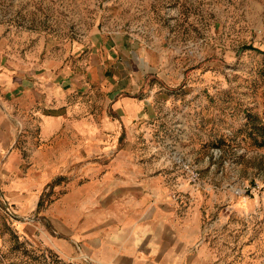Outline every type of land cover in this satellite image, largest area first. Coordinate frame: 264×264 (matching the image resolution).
Segmentation results:
<instances>
[{
    "label": "rangeland",
    "instance_id": "1",
    "mask_svg": "<svg viewBox=\"0 0 264 264\" xmlns=\"http://www.w3.org/2000/svg\"><path fill=\"white\" fill-rule=\"evenodd\" d=\"M0 44L98 128L113 103H144L93 159L125 150L201 206L207 264H264V0H0ZM27 220L0 201V264H96Z\"/></svg>",
    "mask_w": 264,
    "mask_h": 264
},
{
    "label": "crops",
    "instance_id": "2",
    "mask_svg": "<svg viewBox=\"0 0 264 264\" xmlns=\"http://www.w3.org/2000/svg\"><path fill=\"white\" fill-rule=\"evenodd\" d=\"M45 77L0 44V201L28 218L18 228L30 237L39 228L61 256L78 249L96 264H207L201 206L125 150L93 159L113 149L105 126L117 130L144 103H113L98 128L84 102Z\"/></svg>",
    "mask_w": 264,
    "mask_h": 264
}]
</instances>
